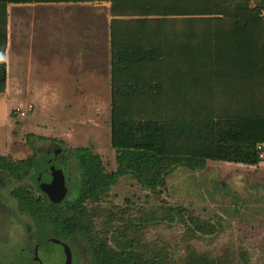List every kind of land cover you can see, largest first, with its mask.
I'll return each instance as SVG.
<instances>
[{
	"label": "trees",
	"instance_id": "16d2710c",
	"mask_svg": "<svg viewBox=\"0 0 264 264\" xmlns=\"http://www.w3.org/2000/svg\"><path fill=\"white\" fill-rule=\"evenodd\" d=\"M93 2L109 3L113 18L110 130L118 169L105 173L101 157L87 147L40 153L28 135L33 155L19 161L0 155V170L12 179L11 194L34 223L38 244L52 237L79 239L88 264H168L165 257L146 258L93 237L87 204L128 175L153 187L177 167L264 162L258 150L264 144V5L251 6V0H0V6ZM5 23L0 94L7 90ZM67 152L76 166V185L72 196L56 204L43 191L47 179L40 176L52 164L65 169L59 159ZM184 264L229 263L193 253Z\"/></svg>",
	"mask_w": 264,
	"mask_h": 264
},
{
	"label": "rangeland",
	"instance_id": "374dc122",
	"mask_svg": "<svg viewBox=\"0 0 264 264\" xmlns=\"http://www.w3.org/2000/svg\"><path fill=\"white\" fill-rule=\"evenodd\" d=\"M250 4L264 5V0H251ZM88 6H94L93 11L86 10L88 20L97 17L104 37L110 4L93 2ZM47 30L50 37L53 31ZM15 63L9 61L11 81ZM102 63L106 74L107 56ZM18 64L24 65L35 81L51 80L43 81L46 87L34 82L28 89L11 82L0 94V155L12 161L32 156L34 150L27 139L31 135L40 153L49 156L46 152L53 149L59 155L62 149L87 147L101 157L105 173L115 172L118 165L111 146L108 92L100 93L98 88L96 93L81 94L84 102L80 99L78 103L73 94L46 91L56 87L54 78L61 76L64 62ZM30 106L32 111H27ZM17 110L27 111V115L23 117ZM53 138L61 143L52 144L49 140ZM69 156L65 153L59 164H67L68 195L72 196L77 174ZM39 171L37 167L33 177ZM0 180V264H64L65 256L55 245L41 243L38 249L30 250L28 246L39 243L31 237L34 223L19 212L10 196L12 180L4 174ZM34 197L39 194L34 192ZM87 210L91 218L86 224L93 237L117 249L136 250L146 258L159 256L168 264H184L197 253L229 264H264V162L257 167L225 162H208L197 170L177 167L164 177L161 186L153 187L131 175L124 176L89 201ZM66 243L77 256L73 264H88V251L79 239Z\"/></svg>",
	"mask_w": 264,
	"mask_h": 264
},
{
	"label": "crops",
	"instance_id": "0c3cea01",
	"mask_svg": "<svg viewBox=\"0 0 264 264\" xmlns=\"http://www.w3.org/2000/svg\"><path fill=\"white\" fill-rule=\"evenodd\" d=\"M90 3L73 4H8L0 6V34L3 33L2 21L6 19V62L7 88L9 84L28 89L34 82L46 87L43 81L33 80V74L25 71L26 61H58L65 67L60 77L54 78L56 87L46 91L69 93L84 102L83 94L89 92H108L111 106V42L109 25L105 36L97 17L88 20L86 10L93 11ZM109 13V12H108ZM53 33L47 37V29ZM105 56L108 58L106 74L103 73ZM14 60L13 79H10L9 61ZM18 62V63H17ZM53 81V80H52ZM101 87V88H100ZM106 87V89H105ZM82 94V95H81ZM79 95V97H78ZM237 165V164H236Z\"/></svg>",
	"mask_w": 264,
	"mask_h": 264
},
{
	"label": "water",
	"instance_id": "95a60500",
	"mask_svg": "<svg viewBox=\"0 0 264 264\" xmlns=\"http://www.w3.org/2000/svg\"><path fill=\"white\" fill-rule=\"evenodd\" d=\"M56 155L58 152H56ZM47 179L43 186V191L48 195L49 199L56 204L62 203L69 192L67 187V179L64 169L50 165L40 176V179ZM46 244H52L58 247L65 256L64 264H73V251L68 243L58 238H50ZM41 246V245H40Z\"/></svg>",
	"mask_w": 264,
	"mask_h": 264
},
{
	"label": "flooded vegetation",
	"instance_id": "af4514ba",
	"mask_svg": "<svg viewBox=\"0 0 264 264\" xmlns=\"http://www.w3.org/2000/svg\"><path fill=\"white\" fill-rule=\"evenodd\" d=\"M55 150H53V152H54ZM58 168V167H57ZM61 169H64V168H61ZM64 171H65V169H64ZM0 174H4V175H6V176H8L7 174H6V172L5 171H2V170H0ZM12 180V179H11ZM12 186H11V189H10V196L17 202V205H18V201H17V199L14 197V196H12V194H11V191H12V189H13V185H14V183H13V181H12ZM0 185H1V180H0ZM18 210H19V206H18ZM20 212V211H19ZM21 214H22V212H20ZM37 230H36V227H35V230H34V232L31 234V237L32 238H37V235H36V232ZM29 248H30V250H34V249H38L39 248V244L37 243V244H33V245H31V246H28ZM26 249H28V248H26ZM25 250V249H24ZM26 256V255H25ZM28 256V255H27ZM74 256L76 257V254H75V252L73 251V260H74V262H75V259H74ZM25 259L27 260L28 258L27 257H25ZM29 259H30V256H29ZM28 259V262L30 261ZM25 262V261H24ZM26 263V262H25Z\"/></svg>",
	"mask_w": 264,
	"mask_h": 264
},
{
	"label": "built area",
	"instance_id": "2783aa9c",
	"mask_svg": "<svg viewBox=\"0 0 264 264\" xmlns=\"http://www.w3.org/2000/svg\"><path fill=\"white\" fill-rule=\"evenodd\" d=\"M32 109H33V107L30 106V107H29V111H31ZM17 111L20 112L19 115H21V116H24V115L26 114L25 111H22V112H21V110H17ZM258 150L261 151V155H260V156H261L262 159H264V144L259 145V146H258Z\"/></svg>",
	"mask_w": 264,
	"mask_h": 264
}]
</instances>
